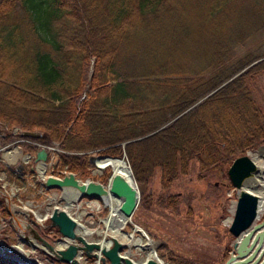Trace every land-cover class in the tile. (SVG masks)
<instances>
[{
	"label": "trees",
	"instance_id": "16d2710c",
	"mask_svg": "<svg viewBox=\"0 0 264 264\" xmlns=\"http://www.w3.org/2000/svg\"><path fill=\"white\" fill-rule=\"evenodd\" d=\"M202 1L203 14L191 18L189 30L198 27L199 35L212 36L206 63L197 71H180L188 78L181 79L179 73L178 77H164L168 82L177 81L179 89L165 102L151 105L148 111L163 110L168 104L172 109L146 126L139 120L146 108L130 102L121 106L113 89L137 79H154L151 77L156 75L130 73L124 65L115 62L116 54L129 33L142 30L145 23L168 11L190 3L196 6V1L0 0V124L8 130L0 136V142L23 138L46 145L57 143L61 150L57 168L77 176L85 172L89 176L86 154L103 148L104 153L116 155L109 159L117 161V165L106 166L98 178L114 189L121 200L120 208L129 210L130 203L137 202L134 185L141 180V170L149 174L158 170L161 188H166L175 178L187 174L190 161H197L199 169H214L223 158H226L224 164H230L232 158L228 156L236 149L251 148L263 141L264 115L256 104L254 90L257 75L264 73V60L247 68L161 130L126 144L123 148L126 157L121 147L114 145L164 124L202 94L264 55V40L246 46L256 34L264 32V0H242L252 2L250 6L255 9L245 19L247 30L240 33L234 26V31L228 32L231 38L225 37L218 25L220 19L216 13L220 0ZM242 50L245 52L241 53ZM91 57L94 59L88 79L86 72ZM199 84L202 87L197 90ZM87 87L90 91L81 99ZM190 90L196 92L183 98ZM106 91L113 93L104 94ZM14 128L38 131L41 136L21 137L19 132L13 133ZM22 144L26 151L36 149L34 145ZM5 170L7 176L0 182L6 179L23 186L30 179L36 186L40 185L28 168L19 177L0 163V173ZM14 201L16 198H12ZM177 203L174 196L157 199L161 208L176 210ZM102 205L98 215L104 217L107 209ZM29 216L34 219L32 213ZM0 224H4L3 231L15 232L12 215L2 196ZM52 230L58 232L55 226L48 228V232ZM160 244L156 241V250L170 264H205L176 255L171 249L167 250L170 255L167 258ZM54 261L68 264L55 258ZM0 264L19 263L0 256Z\"/></svg>",
	"mask_w": 264,
	"mask_h": 264
},
{
	"label": "rangeland",
	"instance_id": "374dc122",
	"mask_svg": "<svg viewBox=\"0 0 264 264\" xmlns=\"http://www.w3.org/2000/svg\"><path fill=\"white\" fill-rule=\"evenodd\" d=\"M190 1L194 3L196 1V6L190 3L187 6L176 8L174 11H168L162 17L153 18L145 23L142 30L136 33H129L125 43L120 46L116 54L115 62L124 65L130 73H155L156 75V77H151L154 79H137L125 82L121 86L113 89L121 106H126L128 102H130V104H137L146 108L144 111L146 113L143 112L139 119L142 121L143 125H150L158 118L169 114L172 109L168 104L163 110L148 111L151 105H159L165 102L177 89H179V83L177 81L168 82L165 81L166 78L164 77H178L176 74L179 73L181 79L188 78L180 71H189L190 69H192V71H197L206 63L205 60L208 50L211 48L212 36L204 34L199 35L197 31L198 27L189 30L191 27L189 26L191 18L202 16L203 12L201 9L204 2L202 0ZM217 4L219 7L216 15L217 19H220L218 25L220 29L224 31L225 37H233L231 34L228 35V32H233L234 26L239 28L240 33H244L247 30V14L255 9L250 6L252 2L249 4L242 0L229 2L220 0ZM253 5H255L254 2ZM247 6L249 8L246 10ZM244 13L246 17H244ZM254 37V39L247 43V47H250L258 41L264 40V32L258 33ZM244 52L245 50L241 51V53ZM93 59L94 58L91 57L89 60L86 72V77L88 79L89 69L90 67L92 68ZM160 72L162 73L158 75L157 73ZM256 85L254 90L256 104L264 115V73L257 75ZM201 87L202 85L199 84L197 90H200ZM89 91L88 87L85 88L83 91L84 95L86 96ZM106 92L104 94L113 93L111 91ZM195 92L196 90L186 91L183 98L191 96ZM101 97L104 98V95H101ZM107 97H109V95H107ZM203 97V95L200 97L202 100L199 101L198 104L206 100L209 96L206 98ZM83 98L84 97H81V99ZM102 98L100 99L103 100ZM127 98H129L130 101L129 99L127 100ZM198 100L199 99L196 101ZM162 125H158L144 135L151 133ZM7 131L6 126L0 124V136H4ZM144 135L127 140H131V142L138 141L140 140L139 138ZM21 142L34 146L36 144L31 140H20V142L12 141L9 143H4V141L2 143L0 142V148H3V150L0 151V163L7 169L9 167L12 168L13 172L18 175H21V173L17 171V165L24 164L30 167L31 160L26 162L24 159L26 154L35 156L34 152L31 153L30 151H26L24 149L26 146L23 144L20 145ZM115 145H119V143ZM44 146L49 148L45 159L47 167L44 173L47 175L56 174V170L61 171L57 168L58 153L61 151L58 147L59 145L57 143H52L49 145L44 144ZM259 147H264V140L251 148H246L244 150L236 149L233 155H229L228 158H232L230 162L236 157L245 154L250 157L256 155L259 158H257L256 163H258L259 167L260 165L262 166L258 173L261 179L258 177L251 178L249 184L256 183V185L255 188L249 186L248 188L258 195L264 196V165L262 164L264 159L260 158L257 153ZM98 150L99 151L92 150L86 154L89 176H87V172L83 175H75L78 180H92L101 183L98 178L103 172L101 168H105V163L108 161L115 160L102 157L97 158L95 164H93L90 162L89 156L116 155L104 153L103 148H99ZM123 150L124 149H122L121 152L125 156L126 153ZM114 152L115 151H112V153ZM74 153L80 154L81 152ZM224 160L226 161V158H223V162L218 163L214 169L208 167L199 169L197 161H190L187 174L178 176L166 188H161L160 173L158 170L151 174H149V172L146 173V170H141L139 172L141 180L139 184L136 181L137 184L135 183L134 185L136 194L139 193V200L138 203H134L135 208L133 209L131 217L129 219L124 218L123 215H125L128 209H121L120 206L117 208V211L113 212L123 217V220L120 222L121 231L134 237L139 234L134 230V225L142 228L153 241L157 256L168 264H170L168 261L162 256H159L156 250V241L161 243V248L164 246L161 250L167 258L170 256L167 250L171 249L176 255L200 263L221 264L222 261L228 257V252L232 250L234 238L228 232V220H230L232 216V210L236 200V190L230 184L227 176V169L231 163L224 164ZM57 174H60V172ZM147 174L149 175L146 176ZM5 176H7V170L0 173V179L3 180ZM34 178L40 182L39 186H36L33 180L30 179L25 180V183H22L23 186L9 183L6 179L4 180L5 183L0 182L4 190L14 193V195L11 194V198H16L17 201L12 203V213L16 216L18 215L17 217L21 219V221L18 222L12 221L15 231L13 234H11L10 231H3L2 227H4V224H0V243H3L5 247L21 245L23 250L29 252V257H35L41 261V263L57 264L54 261V256H50L45 252H50V250L43 241L39 239V236L54 244L58 241L57 239L60 237L59 232L55 230L48 232L51 221L49 217L46 219L44 218L50 214V211H52L55 206L65 208L66 200H72L73 197V207L69 208L70 213L74 217H78L79 223L85 227L84 233L79 231L78 234L88 241L109 239L108 235L111 234L109 227L104 221L101 222L98 220L102 218V216L98 215V212L103 206L100 200L83 197L75 199V194L68 191L66 192L61 188L45 189L42 187V180L37 172H35ZM102 184L105 185L106 181L102 182ZM260 184L263 187L260 186ZM7 195V193L0 191V196H3L5 199ZM168 195L174 196L175 199L177 198L178 203L176 210H172L168 207L161 208L157 205V199L159 197L166 198ZM171 200L173 201V199ZM134 204L130 203L131 207H133ZM106 209L104 217L109 212L107 206ZM30 213L39 216L41 219L37 220L36 223L33 222L35 220L29 216ZM111 214L112 211L110 215ZM118 237L127 245L125 249L129 251L130 257L133 260H144L146 257V250L138 251L126 237L122 238L120 234H118ZM34 245L42 249L36 248ZM12 253H16V251H12ZM97 263V260L88 261L84 256L78 259V264Z\"/></svg>",
	"mask_w": 264,
	"mask_h": 264
},
{
	"label": "water",
	"instance_id": "95a60500",
	"mask_svg": "<svg viewBox=\"0 0 264 264\" xmlns=\"http://www.w3.org/2000/svg\"><path fill=\"white\" fill-rule=\"evenodd\" d=\"M262 60H264V56L258 57L249 62L238 72L204 95L203 98L210 96L214 91L221 88L247 68ZM91 70L92 68L90 67L89 77L91 75ZM84 96L83 92L81 97ZM201 100L202 98L175 115L156 130L139 139L145 138L161 130L193 108ZM20 135L23 137L38 138L41 136V133L38 131H21ZM128 142H131V140L121 142L120 145L125 146ZM262 149L264 150V147H259L257 153L260 158L264 159V151ZM1 150H3V148H0V151ZM29 156L30 155L28 154V157ZM46 157L47 149L43 148L37 152L35 161L42 160L43 165H45ZM102 157L109 158L110 156L91 155L89 156V160L91 163L95 164V160ZM37 169L39 176L42 179V185L45 188H61L64 191L74 192L75 199L83 197L100 200L109 208V212L105 217L99 218L98 220L103 222V220L110 216L111 210L114 208L117 200L114 189L108 187L107 183L104 185L92 180L80 181L74 176V173H68L62 178L54 177L51 175H45V169L39 170V167H37ZM260 170L261 169L257 165L254 157H250L247 154L236 157L227 169L228 179L236 190V200L232 210V216L228 222V232L234 238V241L232 243V250L222 264H264V198L248 188V186L255 188V186H250L249 184L251 178L258 177L261 179L258 174ZM138 200L139 193L137 194V203ZM67 202L70 201L66 200L65 208L55 206L52 211H50V214L47 215L50 218L51 225L58 228L60 234V237L57 239L58 241L54 244L39 236V239L43 241L50 250V252L45 251L48 255L54 256L58 261L68 264H78V259L81 254H84L86 257H94L100 262V264H161L162 260L157 256L154 247L152 248V254L146 256L144 260L135 261L130 257L129 251L125 249L127 248V245L111 234L108 235L109 239L107 240L88 241L84 239L78 234L77 218L69 212L68 208L70 207H68L69 204H67ZM7 204L10 209V196L7 197ZM134 208L135 204L125 212V215H123L124 218L129 219ZM136 226L137 225H134V227ZM143 237L150 242V239L145 232H143ZM15 246L16 245H11L7 248H15ZM34 246L42 249L39 246ZM0 256L13 259L19 264H27L28 262L42 264L41 261L35 257L31 256L24 258L17 252L12 253L11 249L8 252L0 251Z\"/></svg>",
	"mask_w": 264,
	"mask_h": 264
},
{
	"label": "bare ground",
	"instance_id": "6f19581e",
	"mask_svg": "<svg viewBox=\"0 0 264 264\" xmlns=\"http://www.w3.org/2000/svg\"><path fill=\"white\" fill-rule=\"evenodd\" d=\"M217 87V86H216ZM214 89V88H213ZM202 92V91H201ZM204 93V92H203ZM203 95V94H202ZM204 96V95H203ZM200 97V96H199ZM200 99V98H199ZM195 101V100H194ZM208 102V101H207ZM210 102V101H209ZM205 104V103H204ZM207 104V103H206ZM203 106V105H202ZM205 106V105H204ZM206 108H207V106H206ZM222 110V109H221ZM128 141V140H127ZM144 142V141H143ZM117 144H118V142H117ZM59 145V144H58ZM114 145H115V143H114ZM130 145V144H129ZM110 146V145H109ZM59 147V146H58ZM119 147H121V149H123L124 148V146H121L120 145V143H119ZM254 157V159H255V161L257 160V156L256 155H254L253 156ZM25 158H27V157H25ZM259 159V158H258ZM48 160V159H47ZM46 161V160H45ZM96 163H98V162H96ZM106 165L104 166V167H106V166H114V165H117V161L115 162V161H108L107 163H105ZM262 164L264 165V161L262 162ZM257 165H258V163H257ZM259 166V165H258ZM102 167V166H101ZM261 165H260V169H261ZM45 168V166L44 165H40L39 166V169L40 170H43ZM101 169H103L104 170V168H101ZM263 169V168H262ZM256 181V180H255ZM254 182V181H253ZM250 183V182H249ZM137 184V183H136ZM251 185H253V186H255L256 185V183H251L250 184V186ZM261 185V184H260ZM258 187V186H257ZM258 189H259V187H258ZM67 192V191H66ZM69 192V191H68ZM72 194H74V192H71ZM261 194V193H260ZM115 197H116V200H117V202H116V204H115V206H114V208L111 210L112 211V214L107 218V219H105V220H103L104 222H105V224L109 227V229H110V231H111V235L112 236H114V237H116L118 240H120V238L118 237V234H120V237H122V238H124V237H126L129 241H131V243H132V245L134 246V248H136V250H138V251H142V250H146V256H148L149 254H152V248L154 247V245H153V241L150 239V242L146 239V238H144L143 237V232H145L142 228H140L139 226H136V227H134V230L135 231H137L139 234L138 235H135L134 237L133 236H131V235H129L128 233H126V232H123V231H121V229H120V222L123 220V217L121 216V215H118V214H116V213H113V212H115V211H117V208H119V206L121 205V200L119 199V197L117 196V195H115ZM262 198H264V196H261ZM74 199V197L72 198V200ZM72 200H68V201H70L71 202V204H70V202H67V204H69L68 205V207H73V202H72ZM71 205V206H70ZM63 206V205H62ZM68 210H69V208H68ZM70 211V210H69ZM80 218V217H79ZM41 218L39 217V220H40ZM229 221V220H228ZM77 222H78V229H77V231H78V233H79V231H81V232H83L84 233V231H85V227L81 224V223H79V221H78V217H77ZM81 224V225H80ZM80 226V227H79ZM147 235V234H146ZM148 236V235H147ZM120 241H122V240H120ZM10 249L12 250V251H16L18 254H20V255H22L24 258H28L29 257V252H27V251H25V250H23L22 249V246L21 245H19V246H15V248H7V247H5L4 246V244L3 243H0V251H3V252H8V251H10ZM27 264H34V263H32V262H28ZM42 264H45V263H42ZM161 264H168L167 262H164V261H162L161 262Z\"/></svg>",
	"mask_w": 264,
	"mask_h": 264
},
{
	"label": "flooded vegetation",
	"instance_id": "af4514ba",
	"mask_svg": "<svg viewBox=\"0 0 264 264\" xmlns=\"http://www.w3.org/2000/svg\"><path fill=\"white\" fill-rule=\"evenodd\" d=\"M242 68H243V67H242ZM242 68H241V69H242ZM231 76H232V75H231ZM228 78H229V77H228ZM228 78H227V79H228ZM225 80H226V79H225ZM225 80H224V81H225ZM224 81H222V82H224ZM222 82H221V83H222ZM221 83H219L218 85H220ZM218 85H216V86H218ZM223 86H224V85H223ZM223 86H222V87H223ZM219 89H220V88H219ZM216 91H217V90H216ZM17 140H19V139H17ZM17 140H15V141H17ZM25 140L28 141L29 139H25ZM31 141H33V140H31ZM34 142L36 143V141H34ZM38 150H39V148H38V149L36 148V149L34 150L35 156H33V155H30V156H29V160H31L30 167H27V166H25L24 164H19V165L16 166L17 171H21V172H23L24 170H26V169L28 168L29 170L33 171L34 173L37 172V173L39 174L37 167H39V164H41L42 161H41V160H37V161H35V158H36V155H37ZM32 152H33V151H32ZM32 152H31V153H32ZM44 166H45L44 169L46 170L47 164H45ZM34 175H35V174H34Z\"/></svg>",
	"mask_w": 264,
	"mask_h": 264
},
{
	"label": "crops",
	"instance_id": "0c3cea01",
	"mask_svg": "<svg viewBox=\"0 0 264 264\" xmlns=\"http://www.w3.org/2000/svg\"><path fill=\"white\" fill-rule=\"evenodd\" d=\"M18 216V215H17ZM16 215H14V217L12 218V221H21V219L19 217H17ZM17 217V218H16Z\"/></svg>",
	"mask_w": 264,
	"mask_h": 264
}]
</instances>
